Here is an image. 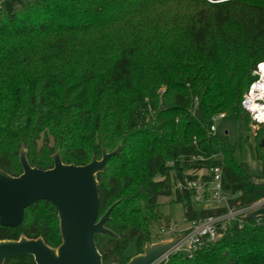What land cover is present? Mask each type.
Returning <instances> with one entry per match:
<instances>
[{
    "label": "trees",
    "instance_id": "1",
    "mask_svg": "<svg viewBox=\"0 0 264 264\" xmlns=\"http://www.w3.org/2000/svg\"><path fill=\"white\" fill-rule=\"evenodd\" d=\"M264 61V0H0V170L18 177L20 151L31 167L84 166L120 151L97 175V235L104 264H127L162 224L160 199L181 204L187 222L224 215L197 208L193 192L175 191L222 169L231 208L264 200V186L243 162L239 143L212 134V118L253 124L241 101ZM197 101V105H196ZM264 138V124L259 136ZM262 162L264 143L252 149ZM199 158L203 159L200 160ZM231 224L189 258L159 264H264V217ZM62 243L55 207L39 201L0 241ZM4 264H35L32 257Z\"/></svg>",
    "mask_w": 264,
    "mask_h": 264
},
{
    "label": "water",
    "instance_id": "2",
    "mask_svg": "<svg viewBox=\"0 0 264 264\" xmlns=\"http://www.w3.org/2000/svg\"><path fill=\"white\" fill-rule=\"evenodd\" d=\"M119 151L120 148L110 154L104 153L101 160L93 158L84 166L63 164L58 152L52 156L53 168L40 170L30 166L26 152L21 150L23 172L20 176L11 177L0 170V226L18 227L28 207L47 201L57 211L62 243L53 249L41 238L0 241V264L21 257H32L35 264H104L95 237L114 234L105 227L111 209L99 218L97 175ZM257 183L264 186V179ZM260 217H264V206L247 213L244 218ZM176 242L177 239L147 244L143 253L127 264H155Z\"/></svg>",
    "mask_w": 264,
    "mask_h": 264
},
{
    "label": "built area",
    "instance_id": "3",
    "mask_svg": "<svg viewBox=\"0 0 264 264\" xmlns=\"http://www.w3.org/2000/svg\"><path fill=\"white\" fill-rule=\"evenodd\" d=\"M253 74H255V80L244 94L241 106L250 115L253 124L260 126L264 124V61L257 65ZM224 117V114H219L212 118V126L210 128L212 134H216V121ZM203 175H206V173L202 170L198 173L199 179L197 181L188 182L186 186L178 184L174 190L182 192L188 189L193 192L194 202L198 205H204V208H226L227 212L224 215L211 217L201 222L186 221L188 227L184 229H180L171 220L160 224L158 238L163 240V237L167 236V241L177 239V242L155 264L167 260L176 253H183L192 258L201 248L204 240L210 242L218 241L231 224L237 221L242 225L241 219L247 213L264 206V200H261L246 209L231 208L228 202L229 198L223 191L221 167H215L209 172V180H202Z\"/></svg>",
    "mask_w": 264,
    "mask_h": 264
},
{
    "label": "rangeland",
    "instance_id": "4",
    "mask_svg": "<svg viewBox=\"0 0 264 264\" xmlns=\"http://www.w3.org/2000/svg\"><path fill=\"white\" fill-rule=\"evenodd\" d=\"M216 134L220 138H225L230 144L239 143L241 146V157L243 162L250 168L256 177L264 179V170L262 162L256 160L252 156V149L258 146L260 142L264 143V138L260 139V126L254 124L250 125L251 131L249 133H241L237 119L234 115H225L223 119H218L215 123ZM205 173V172H204ZM161 206L159 207V215L163 220H171L176 223L180 229L188 227V223L184 217V208L181 204L171 203L165 198L160 199ZM197 208H203L204 205H196ZM160 223H155L152 226V242L149 244L155 245L167 241V236L158 238ZM136 254V247L134 244L129 245L127 256L132 257Z\"/></svg>",
    "mask_w": 264,
    "mask_h": 264
},
{
    "label": "crops",
    "instance_id": "5",
    "mask_svg": "<svg viewBox=\"0 0 264 264\" xmlns=\"http://www.w3.org/2000/svg\"><path fill=\"white\" fill-rule=\"evenodd\" d=\"M134 256H136V255H134ZM134 256H132L131 258H133Z\"/></svg>",
    "mask_w": 264,
    "mask_h": 264
}]
</instances>
